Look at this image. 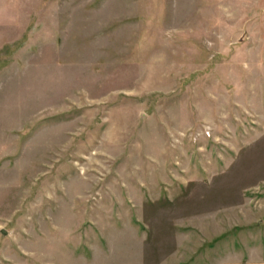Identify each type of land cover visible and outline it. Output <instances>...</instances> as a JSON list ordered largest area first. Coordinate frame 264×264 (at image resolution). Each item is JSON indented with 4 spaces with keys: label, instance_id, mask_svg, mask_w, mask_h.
I'll return each mask as SVG.
<instances>
[{
    "label": "rangeland",
    "instance_id": "1",
    "mask_svg": "<svg viewBox=\"0 0 264 264\" xmlns=\"http://www.w3.org/2000/svg\"><path fill=\"white\" fill-rule=\"evenodd\" d=\"M264 256V0H0V264Z\"/></svg>",
    "mask_w": 264,
    "mask_h": 264
},
{
    "label": "crops",
    "instance_id": "2",
    "mask_svg": "<svg viewBox=\"0 0 264 264\" xmlns=\"http://www.w3.org/2000/svg\"><path fill=\"white\" fill-rule=\"evenodd\" d=\"M217 264H264V256L263 257H250L248 259H241L236 261H227L222 260L218 262Z\"/></svg>",
    "mask_w": 264,
    "mask_h": 264
}]
</instances>
